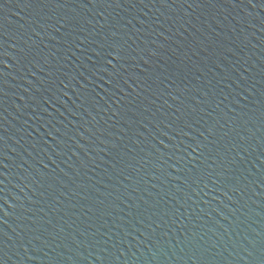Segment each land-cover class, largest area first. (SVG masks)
<instances>
[{
  "label": "water",
  "instance_id": "obj_1",
  "mask_svg": "<svg viewBox=\"0 0 264 264\" xmlns=\"http://www.w3.org/2000/svg\"><path fill=\"white\" fill-rule=\"evenodd\" d=\"M264 0H0V264H261Z\"/></svg>",
  "mask_w": 264,
  "mask_h": 264
},
{
  "label": "snow or ice",
  "instance_id": "obj_2",
  "mask_svg": "<svg viewBox=\"0 0 264 264\" xmlns=\"http://www.w3.org/2000/svg\"><path fill=\"white\" fill-rule=\"evenodd\" d=\"M261 264H264V258H261Z\"/></svg>",
  "mask_w": 264,
  "mask_h": 264
}]
</instances>
